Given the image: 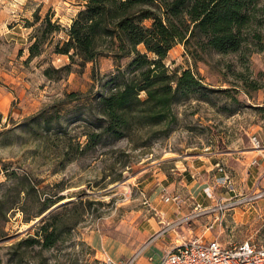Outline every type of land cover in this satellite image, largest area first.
Wrapping results in <instances>:
<instances>
[{
  "label": "rangeland",
  "instance_id": "obj_1",
  "mask_svg": "<svg viewBox=\"0 0 264 264\" xmlns=\"http://www.w3.org/2000/svg\"><path fill=\"white\" fill-rule=\"evenodd\" d=\"M5 2L13 10L6 11L0 27V183L7 171L16 173V191L8 192L16 202L0 232V264H102L101 249L113 258L142 250L137 264H155L180 236L188 235L192 216H187L193 214L185 210L182 221L187 223L175 222L172 213L177 212L170 208L177 203L163 201L161 188L170 175L185 173L206 157L229 176L211 183L215 197L258 202L262 216L254 224L261 225L262 237L256 238L264 243V196L255 197L264 191V181L252 184L246 177L248 169L261 168V163H249L247 150L252 134L264 146V50L243 57L211 53L193 60L181 43L174 44L164 64L170 70L190 68L210 90L179 99L158 124L134 125L125 136L103 137L84 147L95 117L87 97L103 90L106 78L117 67L125 68L133 54H101L84 64L75 56L71 62L54 49L66 37L64 31L79 9L77 0ZM16 7L26 26L17 44L12 27ZM47 13L60 29L42 37L39 25ZM260 32L264 45V27ZM33 36L40 41V53L28 58ZM70 92L76 98L67 97ZM180 179L169 193L188 198L205 186L196 177L185 183ZM26 215L32 216L29 221H24ZM43 224L54 232L49 247L40 242ZM166 226L168 231L154 238Z\"/></svg>",
  "mask_w": 264,
  "mask_h": 264
},
{
  "label": "trees",
  "instance_id": "obj_2",
  "mask_svg": "<svg viewBox=\"0 0 264 264\" xmlns=\"http://www.w3.org/2000/svg\"><path fill=\"white\" fill-rule=\"evenodd\" d=\"M39 18L35 11V21ZM39 26L43 27L42 37L60 29L49 13ZM263 27V0H83L64 31L65 39L56 43L54 51L66 54L71 62L78 57L79 64L101 54L115 58L133 54L125 68L117 67L106 78L103 90L87 97L95 117L93 129L85 133L84 147L98 144L103 137L125 136L134 125L158 124L171 114V106L179 99H188L197 90H210L190 68L170 70L164 64L174 44L181 43L193 60H203L211 53H241L243 57L246 52L264 50ZM33 37L28 58L40 53V41ZM140 92L144 98L139 97ZM75 96V92L67 94L71 99ZM0 185L2 232L8 210L16 202L8 197L10 189L16 191V173L7 171ZM31 217L24 216V221ZM39 231L41 245L51 246L54 232L44 224Z\"/></svg>",
  "mask_w": 264,
  "mask_h": 264
},
{
  "label": "crops",
  "instance_id": "obj_3",
  "mask_svg": "<svg viewBox=\"0 0 264 264\" xmlns=\"http://www.w3.org/2000/svg\"><path fill=\"white\" fill-rule=\"evenodd\" d=\"M264 1V0H263ZM83 0H77L76 7L80 8L82 6ZM12 11L13 9L8 6V3L5 2V0H0V27L6 22L5 19H7L6 11ZM20 10V7H16V25H13L12 27L16 26V44L18 41H21L22 38L20 36L23 35V30L26 28V26H23V20L19 19L18 11ZM78 9H76L77 11ZM73 17V16H72ZM71 20V19H70ZM18 28H21L19 31ZM247 156H250L251 159L249 163L251 164V160L254 158L256 159V163H261V168L259 170H251L248 169L246 172V177L248 180L251 181L252 184L255 183H261L264 181V148L262 149H254L252 146L249 150H247ZM198 166L192 167V169H189L185 173H179L176 172V175H170L167 179L168 184L166 186L168 192L169 190H173L177 179H179V176H181V179L179 180V183L186 182L187 178L189 177H196V179L201 184L205 183L204 187H197L194 189L193 193L188 198H183L179 195L180 201L177 203V205L173 208H170L172 210H175L177 213H172V215L175 216V222L179 224L187 223L186 221H182L184 219L186 212L185 210L191 209L190 213L195 214L196 208L195 204L198 203L200 207H209L213 205L214 199L217 198L212 193V184L217 180H225L226 178L223 176V173L227 174L225 170H219L218 165L222 167L217 161L213 160L211 161L208 159V157L205 158L203 162H200L197 164ZM203 170V174L200 175V171ZM228 176V174H227ZM229 179V176H228ZM192 181V180H191ZM202 191V192H201ZM205 191H211V196H207L205 194ZM204 192V194H203ZM192 205V207L190 206ZM258 202H247L245 205L239 207H235L233 209L228 210L225 213V216L223 218L222 224L218 225L215 224L214 228L211 231L205 230L206 224L210 221L212 218V215L210 214H203L200 213L198 215H193L191 217L190 222L186 224V231L188 235H183L184 237H192V236H210L211 238H217L221 244L223 245H229L232 243H238L241 242L244 239H251L258 243L260 241V238L256 237H262L261 232V225L254 224V220L256 216H262V211L260 208H257ZM190 206V208H188ZM189 214V213H188ZM183 226V225H182ZM174 229V228H172ZM225 230L229 234L225 235ZM168 231V230H167ZM166 231V232H167ZM156 231L154 230L152 234H154ZM264 242V241H263ZM264 244V243H261ZM110 255V254H109ZM150 255V254H148ZM112 257V256H111Z\"/></svg>",
  "mask_w": 264,
  "mask_h": 264
},
{
  "label": "built area",
  "instance_id": "obj_4",
  "mask_svg": "<svg viewBox=\"0 0 264 264\" xmlns=\"http://www.w3.org/2000/svg\"><path fill=\"white\" fill-rule=\"evenodd\" d=\"M251 146L254 149H262V141L255 134L250 135ZM256 159L251 160V164H256ZM218 169L223 168L218 165ZM223 176L228 179L227 174ZM161 198L165 202L179 203L180 197L177 194H171L166 187L161 188ZM207 196H211V191H205ZM264 196V191L257 193L255 197ZM252 198H232L221 197L215 198L213 205L209 207H200L195 204L197 209L195 214L187 216V218L198 215L200 213L210 214L212 218L206 224L205 230L211 231L215 224H222L225 213ZM186 218V219H187ZM169 229L168 226L162 228L154 235V238L164 234ZM179 242L165 250L157 259L155 264H264V244L258 243L249 238L238 243L223 245L217 238L210 236H180ZM142 250H139L126 257L113 258L106 250H100V261L102 264H137V260ZM147 260L152 261V255L147 256Z\"/></svg>",
  "mask_w": 264,
  "mask_h": 264
}]
</instances>
